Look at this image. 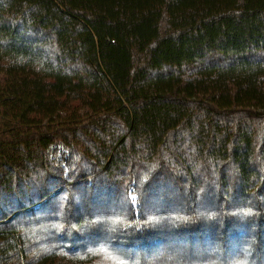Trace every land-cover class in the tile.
Masks as SVG:
<instances>
[{"label":"trees","instance_id":"trees-1","mask_svg":"<svg viewBox=\"0 0 264 264\" xmlns=\"http://www.w3.org/2000/svg\"><path fill=\"white\" fill-rule=\"evenodd\" d=\"M0 264H264V0H0Z\"/></svg>","mask_w":264,"mask_h":264}]
</instances>
